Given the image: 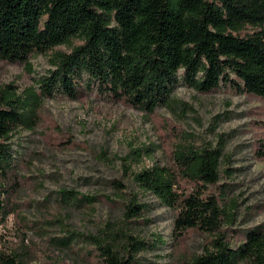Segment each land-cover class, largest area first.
<instances>
[{
	"label": "trees",
	"instance_id": "trees-1",
	"mask_svg": "<svg viewBox=\"0 0 264 264\" xmlns=\"http://www.w3.org/2000/svg\"><path fill=\"white\" fill-rule=\"evenodd\" d=\"M73 40L81 44L69 53L53 52L52 69L32 87L20 94L13 85L0 89V226L18 208L12 134L33 131L44 100L55 93L74 99L82 76L89 90L95 86L96 94L153 120L158 107L177 116L191 109L172 95L179 82L199 94L227 87L264 101V0H0V62L24 63L31 72V56ZM154 124L167 166H142L155 145L131 147L118 159L123 180L174 213V264H264V227L234 228L235 204L225 199L230 185H218L235 172L223 145L198 146L168 121ZM255 146V158L264 161V137ZM107 185L115 199L60 189L55 202L78 210L98 200L122 201L120 220L95 234L70 232L49 241L72 250L79 240L80 258L88 264H136V256L152 246L132 237L127 226L141 220L149 206L121 181ZM212 187L219 193L210 192ZM195 234L203 239L201 253L190 256L182 250ZM22 249H0V264H27L34 246Z\"/></svg>",
	"mask_w": 264,
	"mask_h": 264
},
{
	"label": "rangeland",
	"instance_id": "rangeland-1",
	"mask_svg": "<svg viewBox=\"0 0 264 264\" xmlns=\"http://www.w3.org/2000/svg\"><path fill=\"white\" fill-rule=\"evenodd\" d=\"M79 44L73 40L71 45L31 56V72L24 63L0 62V89L13 85L17 94L22 93L52 69L49 56L53 52L69 53ZM76 84L74 99L55 93L44 100L37 127L33 131H16L9 140L19 181L13 198L18 208L0 226V249L20 252L23 245H33L35 256L26 254L27 264H88L80 258L79 240L68 250L54 246L49 237H63L70 232L95 234L105 223L121 219L122 201L111 205L98 200L91 209L77 210L58 205L55 192L66 189L115 199L113 189L107 185L113 180L121 181L126 192H137L129 180H123L118 157H124L131 147L155 145L142 166H167L154 124V120L158 123L161 119L192 135L198 146L223 145V153L235 172L218 185H230L225 199L235 204L233 227H264V161L254 155L257 140L264 137V101L236 94L227 87L199 94L179 82L172 95L191 109L177 116L158 107L153 120L96 94L95 86L89 90L85 76ZM218 191L210 188L215 195ZM137 193L149 209L141 220L127 227L132 237L144 239L152 247L136 256V264H174V213L152 195ZM46 197L48 202L42 204ZM202 244V237L195 234L182 251L199 255Z\"/></svg>",
	"mask_w": 264,
	"mask_h": 264
}]
</instances>
